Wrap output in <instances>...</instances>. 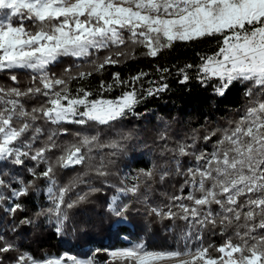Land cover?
Instances as JSON below:
<instances>
[{"label": "snow or ice", "instance_id": "6c2138e0", "mask_svg": "<svg viewBox=\"0 0 264 264\" xmlns=\"http://www.w3.org/2000/svg\"><path fill=\"white\" fill-rule=\"evenodd\" d=\"M131 3L132 6H125ZM145 9L149 11L145 13ZM127 34V36L125 35ZM204 38L216 40V50L197 53L198 64H185L177 70L180 83L195 79L202 85L212 84L217 95H224L234 84L246 87L247 106L239 119L230 121L226 128H216L203 137L193 130L188 139L166 143L161 155L171 153L172 160L162 165L158 175L164 181L170 175L183 178L179 194L168 197V202L150 208V214L162 219L182 220L188 229L172 248L149 249L141 242L109 253V264H161L174 260L176 264H264V0H0V71L15 73L31 70L28 87L18 86V77L9 78L14 87L0 85V162L24 166L33 161L45 165L39 173L29 168L32 180H18L12 186L0 174V187L10 188V197L29 194L37 179L48 182L47 197L50 207L41 208L36 216L47 217L61 233L68 221V210L99 191L86 177L94 176L107 183L112 175L111 160L103 154L99 162L93 152L107 148L115 156L122 151L123 136L118 140H101L91 125L111 127L136 112L145 97L158 96L169 90L166 83L168 68H157L159 82L149 81L144 88L141 71L125 79L120 73L112 75L111 82L101 80L96 91L85 85L94 74L109 66H116L135 52V46L145 49L144 54L157 57L177 41L193 42ZM132 46L129 49V46ZM101 50L107 54L99 57ZM65 57L84 59L88 70L72 74V66L61 75L50 72V67ZM95 57V58H93ZM83 68L84 65H76ZM76 87H72L73 84ZM121 89L119 96L106 94ZM43 97L44 102L31 109L26 107L29 97ZM55 126L45 135L41 123ZM63 124L79 125L82 130L71 133ZM30 134V136H29ZM60 135H71L72 140L58 143ZM28 137V139H26ZM211 151L198 148V143L211 142ZM161 140H167L162 132ZM39 144V146H36ZM59 151L54 159L49 153ZM185 157L192 162L186 168ZM84 167L66 184H58L57 169ZM157 171L140 169L129 178H121L119 186L112 185L114 194L108 205L117 222L125 218L130 207L123 203L126 197H139L142 186ZM130 179V183H125ZM80 184H89L87 193L75 200L66 197ZM188 189L184 194V189ZM7 199L0 193V203ZM147 195L143 197L147 203ZM215 206V208H214ZM23 210L19 202L7 209L10 213ZM30 219L21 224H31ZM226 239L220 245L204 244L203 232ZM232 229V235L228 230ZM16 246L0 237V254L16 251ZM99 250H97L98 252ZM190 256V259H182ZM0 264H4L0 258ZM13 264H99L95 255L85 258L67 253L56 257L37 258L28 252L16 256Z\"/></svg>", "mask_w": 264, "mask_h": 264}, {"label": "trees", "instance_id": "16d2710c", "mask_svg": "<svg viewBox=\"0 0 264 264\" xmlns=\"http://www.w3.org/2000/svg\"><path fill=\"white\" fill-rule=\"evenodd\" d=\"M127 36V34H125ZM131 45L129 49H131ZM216 50V40L213 38H204L193 42H175L171 48L164 49L157 57H149L144 54L145 49L142 46H135L134 54L126 58L122 63L116 66L107 67L102 73L94 74L85 85L91 90L96 91L100 81L111 82L114 73H120L121 77L128 79L141 71L148 72L150 75L143 78L144 88L152 86L149 81L159 82L160 73L157 68H168L170 71L166 74V83L169 90L160 93L158 96L145 97L144 101L138 105L136 112L141 115H129L127 118L117 122L111 127L91 125L84 131L92 132L93 129L101 134V140H118L123 136L129 138L122 141L123 149L115 156L110 155V150L105 148L100 152H93L96 159L93 164L99 162L100 154H103L107 160H111L109 171L112 173L107 178V183L94 176L86 177L91 186L99 189L89 194L86 199L76 207L68 210V221L65 226V234L58 236L55 232V226L44 216H36L41 208L50 207V202L46 193L48 182L44 179H37L35 185L27 196L14 198L10 197V188L0 187V193L7 198L0 203V237L4 242L12 243L16 246V251L0 254L4 264H11L16 256L23 252H28L34 257L44 258L46 256L60 255L61 253H72L73 255H87L88 249L93 251L98 248L103 258L106 257L104 250L126 248L127 242L120 238V234H125L135 242H144L149 249L172 248L173 245L180 243L184 223L182 220L162 219L155 214H150L148 204L161 206L168 202V197L177 195L183 184V178L177 175H170L164 181L159 179V169L165 165L171 158V153L161 155L164 145L175 147L176 142L188 139L193 130H196L201 137L207 132L216 128H226L230 121L239 119L247 106L248 100L245 96L246 87L239 83L231 86L224 95H217L213 90L212 84L202 86L196 79L194 70H190L192 77L186 83H180L181 77L177 70L184 67L185 64H198L199 57L197 53H210ZM107 53L103 50L98 54L103 57ZM95 58V57H93ZM76 65H84L83 68H77ZM72 66V74L82 70H88L87 62L84 59L65 57L54 63L50 67V72L58 76L64 72V69ZM12 74L18 77V86L25 89L31 82L32 72L28 69L17 70L15 73L0 71V85L5 87L17 86L10 80ZM72 87H76L74 83ZM121 89L116 88L107 93V98L119 96ZM44 102L41 97H29L26 101V107L31 109ZM45 135L40 137L44 141L49 129L55 130V126L46 122L41 123ZM61 127L69 128L71 133L81 131L79 125L63 124ZM167 132L168 139L161 140L162 132ZM30 136V134H29ZM28 139V137H26ZM201 140L197 147L212 150L213 143ZM72 140L71 135H60L58 143ZM191 143V140L188 139ZM36 146H39L37 144ZM60 153L54 151L49 153L51 158H55ZM191 159L185 157L183 161ZM155 163L157 171L154 173V179L148 182L149 190L145 191V186L141 187L139 197H128L122 202L129 203L130 207L125 214V218L131 223L132 228L127 224L121 223L113 227L112 224L117 218L109 211L107 202L108 197L114 191L112 185L119 186L123 172L129 171L135 175L140 169H150ZM36 168L39 173L45 167L41 164L36 166L33 161H25L24 166L13 165L11 162H0V174L10 180L12 186H18V180H32L29 168ZM172 167V166H169ZM85 171L84 167H75L70 169H57L56 180L58 184H66L78 173ZM126 175V173H125ZM130 178V177H129ZM130 182L129 180H126ZM89 184H80L70 192V200H75L78 194L87 193ZM188 189H184L187 194ZM147 195V203L143 197ZM66 202L69 200L65 198ZM19 202L23 205V210L8 214L5 208ZM215 207V206H214ZM30 219L31 224H21V220ZM220 229H215V234H210L208 230L203 232L204 244L220 245L226 239V236L219 234ZM228 235H232V229L228 230ZM86 247V248H85ZM85 248L86 250H84Z\"/></svg>", "mask_w": 264, "mask_h": 264}, {"label": "rangeland", "instance_id": "374dc122", "mask_svg": "<svg viewBox=\"0 0 264 264\" xmlns=\"http://www.w3.org/2000/svg\"><path fill=\"white\" fill-rule=\"evenodd\" d=\"M117 2L119 3L120 2V0H117ZM125 6H132L131 5V3H129V4H126ZM145 11V13H147L149 10L148 9H145L144 10ZM171 160H172V156H171V158L169 159V161L167 162L168 163V165L169 166H172L171 165ZM192 162V158L191 159H188V160H186V162H184L183 161V164H185L186 166H189V164ZM125 173L127 174V175H129V177H131V176H134V175H132L131 173H129V171H126V172H123V174H124V176H125ZM125 183H130L129 181H125ZM47 187L48 186H46V193H47ZM114 194V191L111 193V195L108 197V202H107V206L109 205V201L111 200V196ZM179 194V193H178ZM67 198L70 200V198H69V195L67 196ZM126 198H128V197H126ZM125 199V198H124ZM123 199V200H124ZM68 200V201H69ZM151 204H148V209H149V211H150V208H151ZM154 206V205H153ZM155 207H157V206H155ZM215 208V207H214ZM7 209L8 208H5V211L6 212H8L7 211ZM109 209V208H108ZM8 214H10L11 215V213L10 212H8ZM157 216V215H156ZM125 221H128L126 218H124V219H122V220H120L119 222H124V223H126ZM117 222V220H115V222L114 223H116ZM129 222V221H128ZM114 223L112 224V226L114 225ZM183 223H184V227H183V232H182V234H181V237H182V235H183V233L188 229V225H187V223L186 222H184L183 221ZM67 225V222L65 223V226ZM120 238L122 239V240H124V241H126L127 242V247H130V246H133V245H135V244H138V242H135V241H133L131 238H128L125 234H120ZM143 242V241H142ZM139 243H141V242H139ZM144 243V242H143ZM180 243H183V241L181 240V238H180ZM126 247V248H127ZM86 248V247H85ZM85 248H83L84 250H86ZM90 249L91 248H89L88 249V253H87V255H78V257H81V258H85V257H88V256H92V255H95V259L97 260V261H99V264H109V262H110V260H111V257L109 256V253L111 252V251H114V250H117V249H121V248H116V249H109V248H107L106 250H104V252H105V254H106V257H102L101 255H99V253H100V251H98L97 252V250H99L98 248H94V250L93 251H90ZM67 254H69V255H73L72 253H68V252H66ZM63 254H65V253H61L60 255H55L56 257H59V256H61V255H63ZM191 257L190 256H184V257H182V259H190ZM11 264H13V263H11ZM161 264H176V262L174 261V260H168V261H163V262H161Z\"/></svg>", "mask_w": 264, "mask_h": 264}, {"label": "built area", "instance_id": "2783aa9c", "mask_svg": "<svg viewBox=\"0 0 264 264\" xmlns=\"http://www.w3.org/2000/svg\"><path fill=\"white\" fill-rule=\"evenodd\" d=\"M148 87H150V86H148ZM186 195V194H185ZM112 197V196H111ZM109 203H110V201H109ZM155 206H151V208H154ZM52 222V224H54V226H55V223L53 222V221H51ZM126 223H124V222H116V223H114V225H113V227H115V226H117L118 224H121V223H124V224H127L130 228H132V225H131V223L130 222H128V221H125ZM56 232V231H55ZM57 233V232H56ZM58 234V236H63L64 234H65V225H64V229H63V231L61 232V233H57Z\"/></svg>", "mask_w": 264, "mask_h": 264}]
</instances>
